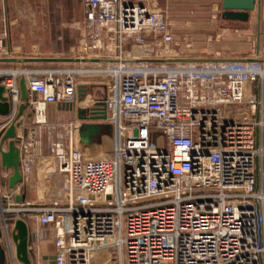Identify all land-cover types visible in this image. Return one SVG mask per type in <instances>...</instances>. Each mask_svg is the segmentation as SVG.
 <instances>
[{
    "label": "built area",
    "instance_id": "built-area-1",
    "mask_svg": "<svg viewBox=\"0 0 264 264\" xmlns=\"http://www.w3.org/2000/svg\"><path fill=\"white\" fill-rule=\"evenodd\" d=\"M83 1L85 26L106 33L114 48L102 57L81 51L70 57L113 60L112 66L53 63L40 70L35 66L45 62L0 63L10 104L0 116V151L8 150L2 138L15 124L25 181L45 130L67 203L16 201L23 181L10 188L13 170L0 161L6 264L15 263L14 224L29 216L55 228L53 264H264V58L248 67H129L122 63L125 43L138 47L133 60H156L146 54L174 43L163 11L153 0ZM10 58L0 50V59ZM99 85L105 93L95 97L89 90ZM98 103L107 113L98 123L113 129L100 136H111L114 146L88 158L79 148L88 122L55 126L47 115L59 105L99 114ZM27 111L36 130L25 137L17 131ZM29 248L39 255L38 242Z\"/></svg>",
    "mask_w": 264,
    "mask_h": 264
},
{
    "label": "rangeland",
    "instance_id": "rangeland-1",
    "mask_svg": "<svg viewBox=\"0 0 264 264\" xmlns=\"http://www.w3.org/2000/svg\"><path fill=\"white\" fill-rule=\"evenodd\" d=\"M12 1L29 5V10L18 8L15 11L16 14L22 16V18H19V26L16 29L23 30L26 34L35 29L36 34H29L28 36L39 40L40 43L37 41V44H41L49 52L55 53L57 49H65V52L61 55L67 57L77 56L78 51H81V55L89 57L106 55L107 50L104 44H102V49H99L98 43L89 41V39L80 44L78 37L75 36V22L76 18H81L82 0ZM159 4H161L160 9L167 17L171 34L174 36V43L166 51L160 50L156 53L157 55L146 54V56H156L154 57L156 59L168 60L228 59L239 61L242 59L257 60L264 58V20L261 19L259 28L255 24V26L241 30L237 25L226 23L221 17V6L214 7L215 3L211 0H161ZM262 4L261 0L260 6ZM62 23L65 25H62ZM33 25L35 26L33 27ZM49 36L53 37L52 42L48 41ZM54 36L64 37L57 46ZM47 38L49 39L47 40ZM33 42L34 40H29L27 44L31 46ZM112 43L110 42L111 46L114 44ZM127 43L123 45V54L126 55L125 59L133 60L136 58L134 56L138 47L129 42ZM35 67V69L42 70L47 66ZM89 91L95 97H102L105 93V87L102 85L93 86ZM52 109L50 111L54 113L55 111H52ZM72 119L65 116L64 121L69 122ZM49 123L56 126L61 124L62 121L50 120ZM113 146V138L105 135L95 139L92 144L81 145L79 148L88 158H101L107 154L106 152L111 151ZM45 232L48 233L46 230ZM14 264L22 263L15 262ZM34 264H39V262L35 260ZM41 264L49 263L42 262Z\"/></svg>",
    "mask_w": 264,
    "mask_h": 264
},
{
    "label": "crops",
    "instance_id": "crops-1",
    "mask_svg": "<svg viewBox=\"0 0 264 264\" xmlns=\"http://www.w3.org/2000/svg\"><path fill=\"white\" fill-rule=\"evenodd\" d=\"M211 1L215 3L214 7H219V5L221 6V10H222L221 17H222L223 0H211ZM260 1L261 0H257L256 9L250 12L249 20L246 22L224 20L223 17L222 19L229 25H237V27H239L241 30L248 29L250 26L251 27L253 25L255 26V24L256 26H258L257 28H259L261 19L264 20V0H262L263 4L261 6L259 4ZM160 2L161 0H153L154 6L157 7L158 9H160V5H161L159 4ZM18 8L29 10V5L16 3L13 2L12 0H0V50L3 51L4 55L6 54L7 56L12 57V59H23L25 61L26 59L29 58L67 57L61 55V53L65 52V49H59V50L57 49L55 53L58 54H55L43 48L44 46H42L41 44H37V41L39 40H36L35 38H30L28 36L29 34H36L35 29L32 30L31 32H28V34H26V32H23V30H17L16 28H18L19 26L18 23L19 18H22V16H19L18 14L15 13V11ZM85 10H86L85 3L82 0L81 18L80 19L76 18V22H75L76 23L75 36L78 37L79 43L81 44L84 40L89 39V41H95L96 44L98 43L99 49H102V44L105 45L106 50L107 48L108 49L114 48V44L112 43V41L110 39L109 40L107 39L108 37L106 36V33L101 32L97 27L87 28L85 26L83 22L85 18ZM167 16L169 17V15ZM63 24L64 23H62V25ZM44 25H46V23H44ZM34 26L35 25H33V27ZM97 33H99L101 36L95 39L93 35ZM49 37L50 39L47 38V40L49 39L48 41L52 42L51 40L53 37L51 36ZM63 38L64 37L62 36H54V39L57 42L56 46L61 43ZM29 40H34L31 46L27 44ZM110 42L113 44V46H111ZM129 43L132 44V42ZM109 46H111V48ZM35 62H43V61H35ZM45 63L41 65L49 67L53 64V63H49L46 65ZM51 109L52 111L54 110L55 112L51 113L50 111ZM47 116L49 121L51 120V121L65 122L64 121L65 116H69L71 119L73 118L71 121L78 120L76 111L68 112L63 109H60L58 106L57 107L52 106L48 110ZM25 120H26V125L22 127L20 126V129L17 131V133L18 135H23L26 137L30 132L33 131V129L36 130V128L32 125L30 111L26 112ZM41 142H42L41 147H38L36 151L37 165L33 169L30 176L25 181H23L19 196L17 197H21V202L36 203L38 205L51 203L54 200H61L62 205L66 206L67 203L65 201L66 197H65L64 177L62 175H58L55 173V160L53 155H51L48 145V137L45 130L41 132ZM17 197H15L16 201H18ZM26 222L30 228V233H31L29 247H32L36 242H38L39 245V255L35 256L32 254L34 257V258L32 257L33 264L35 260H37L39 264H41L42 262H48L49 264H53L52 258L54 257L56 251L53 241L55 228L40 226L36 218L33 216H29L26 219ZM45 230L48 231V233L45 232ZM4 241L5 240L3 237L0 238V243H3ZM14 249H15L14 260L15 262H20L17 258L15 244H14Z\"/></svg>",
    "mask_w": 264,
    "mask_h": 264
},
{
    "label": "water",
    "instance_id": "water-1",
    "mask_svg": "<svg viewBox=\"0 0 264 264\" xmlns=\"http://www.w3.org/2000/svg\"><path fill=\"white\" fill-rule=\"evenodd\" d=\"M261 3V1H260ZM259 3V4H260ZM257 0H223V19L229 21L246 22L249 20L250 12L256 9ZM27 61H43L48 63H88L97 67H110L114 64L113 60L108 59H75L71 57H43V58H29ZM23 59H0L1 62H21ZM25 61V60H24ZM123 64L133 68H208L215 69L221 67H248L259 64L258 60H246L233 61L228 59L210 60V59H195V60H168V59H156V60H130L124 59ZM85 86L80 87L79 99L83 98ZM22 100L25 101L27 97L26 87L24 82L21 84ZM5 89L0 86V116H7L10 112V104L4 97ZM98 106L103 107V110L98 114L95 110H92L90 115H86L84 111L78 109L77 116L81 121L88 122L80 129L81 142L84 144H92L95 139H98L103 133L112 134L113 129L111 126L98 123L107 119L106 110H104V103H98ZM60 109L68 112L74 111L73 106L59 105ZM25 105L20 108L19 116L23 114ZM16 125L12 124L6 131L2 138V143L7 141L8 150L0 151L1 166L4 169H12L13 175L9 181V187L14 189L23 181L22 173L20 170L21 153L16 144ZM18 201H21V197H17ZM30 228L26 221L17 220L14 224L12 231V239L16 247V254L18 260L22 264H33L32 255L30 252ZM54 257L52 258V261ZM0 264H6V252L0 243Z\"/></svg>",
    "mask_w": 264,
    "mask_h": 264
},
{
    "label": "bare ground",
    "instance_id": "bare-ground-1",
    "mask_svg": "<svg viewBox=\"0 0 264 264\" xmlns=\"http://www.w3.org/2000/svg\"><path fill=\"white\" fill-rule=\"evenodd\" d=\"M159 69L151 70V71H158ZM54 192V191H53Z\"/></svg>",
    "mask_w": 264,
    "mask_h": 264
}]
</instances>
